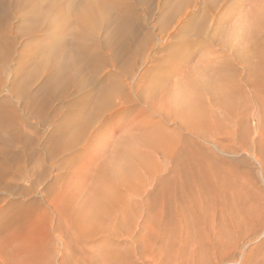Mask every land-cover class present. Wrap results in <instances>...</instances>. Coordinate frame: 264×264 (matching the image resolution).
I'll use <instances>...</instances> for the list:
<instances>
[{
  "label": "rangeland",
  "instance_id": "1",
  "mask_svg": "<svg viewBox=\"0 0 264 264\" xmlns=\"http://www.w3.org/2000/svg\"><path fill=\"white\" fill-rule=\"evenodd\" d=\"M32 2L11 0L8 15L0 9V28H7L0 39V108L10 109L0 135V264H264V70H257L264 30L255 39L247 23L264 0H153L146 13L137 7L139 52L116 65L105 52L97 72L86 77L92 84L82 92L59 89L50 103L56 48L64 46L70 62L75 30L65 27L63 41L44 29L28 30L31 15L23 10ZM193 17L205 23L202 35L187 27ZM203 74L211 86L218 76L234 78L233 91H222L225 106L196 84ZM111 79L124 86L102 116L79 136L57 134L70 121L65 113L76 111L87 94L92 107ZM190 107L185 125L172 118L170 112ZM152 127L166 132L171 150L143 143ZM67 139L71 146L62 149ZM131 141L138 148L129 153L133 174L127 183L112 178L110 191L102 183L104 167ZM167 142L162 145L170 147ZM174 145V151H201L197 158L208 159L212 170L204 179L212 185L164 202L160 189L177 171ZM98 187L105 196L95 194Z\"/></svg>",
  "mask_w": 264,
  "mask_h": 264
},
{
  "label": "bare ground",
  "instance_id": "2",
  "mask_svg": "<svg viewBox=\"0 0 264 264\" xmlns=\"http://www.w3.org/2000/svg\"><path fill=\"white\" fill-rule=\"evenodd\" d=\"M152 1L153 0H67V2L64 4V2L62 3L60 0H33L32 4H30V6H28L29 8L23 10L24 11L23 14H25V15L30 14L31 15L30 21H32L31 22L32 24L30 23V25H28L27 28L29 27L32 30H34L36 28L44 29V31H46L47 35H49L51 37H56L57 39H60L61 41L64 40V38L62 36V32L65 29V27L73 26V28L75 30V39L73 41L74 44L72 47L73 57H72L70 62L66 63V58L69 54H68V51H66L65 47L61 46L59 48L58 47L56 48V50L58 52L57 53L58 56L56 58V62L58 64V70L54 69V70H52V72H50L51 76H50V79L48 81V89H49L48 100H49V103L54 98V96L56 95V93L59 89L60 90L64 89V91H65V90H68L69 88L74 87L78 92H82L85 90L86 84H88V85L92 84L94 80L91 78L87 79L86 77L89 73L92 74V73L97 72V70L99 69L98 68L99 63L101 61L105 60V58H103V56H105L104 55L105 52L108 51L109 53H111V55L114 56V57H112L113 58V60H112L113 65H116V62L119 59H120V61L121 60L123 61L125 59V58L122 59L123 56H125L127 54H132V55L137 54L139 52L140 48L143 47L142 46L143 43L141 41H139L137 44H135L137 41V27H136L137 25L135 22L140 18L139 17L140 14L136 10H137V7L138 8L142 7L143 11L145 9V13H146L148 10L147 8L152 3ZM10 2H11V0H0V9H1V7L6 8L7 9L6 11H8L7 15L11 14L10 11L11 12L13 11V9L10 10V8H11L9 6ZM212 6H213V2L205 4V12H203V13H207L206 11H208V10L210 11ZM258 9L259 10L253 11V14L251 17L252 18L251 22H247V23H250L251 35L257 36V37H255V39L258 38V35L261 36V34H258V33H260L262 30H264V7H261ZM19 10L22 11V9H19ZM171 11H172V9H171ZM206 15L204 16V18L206 17ZM206 19H207V17H206ZM206 23H207V20H206ZM204 25H205V23L202 24V23H200V20L197 21V18L193 17L191 19V22L188 23L187 27L188 26L189 27L191 26L192 28L197 27L196 32H198V34L202 35L204 33V32L202 33ZM29 28H28V30H30ZM6 29L7 28H5V27L0 28V39H2V41H1L2 43L6 39V36H5V32H7ZM104 32H106V34L102 35V33H104ZM45 37H46V35H45ZM138 38H140V36ZM139 40H142V38ZM49 54H51V53H49ZM127 58H128V56H127ZM53 60H55V59H53ZM262 60H264V58ZM129 62H131V60ZM263 62L264 61H262V63ZM262 63H260L258 67L256 66L257 70H259V68L261 70H264V63L263 64ZM125 65H126V63H125ZM124 67L125 66L123 65V68ZM204 75H205V77H203V79L201 77L199 80H197L196 84L199 85L198 84L199 82H201L200 84H203V85L205 84L204 87L207 86V87H205L206 89L213 90L214 91L213 93L215 95H217L218 97H220L221 99H224V95L222 94V91L223 90L225 91V88L233 91V89H232L233 84H236L235 80L234 81L231 80L234 78H231V79L228 78L225 81V77L217 75L221 81L219 82V84H216V82L218 81V78L215 77V78H217V81L215 80L216 81L215 86L214 85L211 86L208 83L210 80V78H209L210 76L206 77V74H203V76ZM144 77H145V75H144ZM195 78H196V76H195ZM192 79H193V77H192ZM25 81H27V79ZM195 81L196 80H192L191 81L192 84H193V82L195 84ZM139 82H141V81H139ZM26 83H28V81ZM189 84H191V83H189ZM196 84L194 85L195 88H197ZM123 86H124L123 82L119 81L117 79H111L110 81H108L97 92V94L95 96V104H93L92 107H89V104L86 102L87 101L86 97L88 95H89L88 97H90V94L84 95L80 99L81 101H79L78 109L76 111H71V112L65 113V116L70 119V121H69L70 123L67 122V125L61 129H59L58 130L59 133H57V134H63V135L74 134L76 136H79L82 133V131L85 130V128L93 120L100 118L102 116L104 111L109 108V105L111 103L113 96L116 93L122 91ZM189 87H190V85H189ZM22 88H23V86H22ZM190 88H189V91L191 90ZM234 88H236V86H234ZM224 91H223V93H224ZM192 92L193 91H191V96H193ZM234 92H237V90ZM63 93L65 94V92H63ZM208 93H210V91ZM208 95H211V93ZM61 96L63 97L64 95H61ZM32 98L33 97H31V99ZM234 99H235V96H234L233 100ZM92 100H93V96H92L91 102H92ZM216 100H214V101H216ZM229 100L230 99H228V101ZM209 101H211L210 96H209ZM212 101H213V99H212ZM212 101H211V104L213 103ZM220 101H218V102H220ZM226 101L227 100L224 99V104H223L224 106H225ZM216 103H214V104H216ZM230 103H232V102H230ZM212 106H213V104H212ZM45 107L47 108L49 106L45 105ZM172 107L174 108L176 106L173 105ZM214 107H215V105H214ZM224 110H225V108H224ZM9 111H10L9 108H7L5 110L3 108H0V135L4 134V131H5L6 127L8 126V123L10 121V119L7 118V115H6L7 113H9ZM192 111H193V107H190V108L185 109V110H179V111L177 110V113L175 112V114H173V112H170V113H171V115L174 116V117L172 116V118H179L182 122V125H185V123H184L185 121L183 122L182 119L188 120L187 115H190L192 113ZM171 115L169 114V112L168 113L165 112V114H163V116H165L166 118H170V119H171ZM141 127H139V128H141ZM152 129H154V128L152 127L150 130H152ZM152 131H154V132L151 133ZM152 131L149 133L150 135L148 134V135H146L145 138L141 139L143 141V143L148 147L152 146V147L158 148V147H165L166 146L165 148L171 150L170 148H172V147L170 146L171 145L170 142L173 143V141H171V139H169L170 141H168L169 142L168 143L165 140V138H166L165 133L166 132L160 130V128H157L156 130L154 129ZM176 137H175V139H176ZM173 139L174 138H172V140ZM175 139H174V141H175ZM163 141H165V143L167 142L168 146H170V147H167V144L162 145ZM178 141H179V139H178ZM131 142H132V144H129L130 142L129 143L126 142V144L124 146V147H126L125 150L122 149L123 150L122 152H118L116 156L111 157L108 165L104 167L103 175L105 177H107V180L105 182H102V183L107 184V188H109L110 191H112V189H115L114 188L115 183L113 184L111 181L112 178H115V179L121 178L120 181H124V183L125 182L127 183V181H129L128 179H130L127 175H129V173H131V171H133V170H131V163H130V162H133V161H131L133 159H131L132 156L129 153L138 152V148L135 149L136 147H134L135 145L133 144V141H131ZM71 143H72L71 140L67 139L66 142L64 144H62V146H61L62 149H64L65 147L69 148V146H71ZM175 145H174L175 149H173L172 152L170 153L171 154L170 157H171V160H173L177 165L176 166V169H177L176 176L168 182L167 187L164 186L160 189L161 191L159 193V197H161L163 200L167 199L168 201H169V199L171 200L172 196L176 197V200L179 197V199H178V202H179L180 199L184 198V196H186V195H188V196L191 195L193 193V191H196V189L201 194H203V193H205V191H207L209 186H211L212 184L209 181H206L207 179H204V178L209 177V174L211 173L212 167L208 165L209 163H206V161H208V159L205 161H201L197 158L198 154L201 153V151L195 150L194 147L190 148V149L182 148L179 151H174V150H176ZM182 146H183V144H182ZM198 150H199V148H198ZM139 151L141 152L140 148H139ZM3 152L4 151L2 150L1 153H3ZM5 158L6 157H4V159ZM4 159H1V160H4ZM122 159L124 161L123 164H121ZM155 159H156V157H155ZM142 160H144V159H142ZM142 160L140 161L139 159H136L135 162L140 161L142 163ZM144 162L146 163L147 161H143V164H144ZM128 164H129V166H128ZM143 164L142 165L140 164V165L143 166ZM137 165H136V167H137ZM140 165H138V166H140ZM198 165L200 168L196 169V167H198ZM141 168H143V167H141ZM140 169H138V171ZM135 171H137V170H135ZM140 173H142V172H140ZM132 174H133V172L129 176L131 177ZM108 178H110L111 183L107 182ZM126 178H127V181L125 180ZM102 183L100 185H102ZM124 183H122V184L125 185ZM100 189L101 188L98 187L97 193H95V194H98V191H100ZM101 191H103V190H101ZM101 191H100V193H102ZM104 191H106V189H104ZM116 191L117 190H115L114 194L116 193ZM104 193H102L103 196H105ZM109 193H110L109 196L112 197V193L111 192H109ZM98 198L99 199L100 198L105 199L104 197H98ZM94 200L97 201L96 199H94ZM100 200H102V199H100ZM108 200H110V199L108 198ZM122 201H124V200H122ZM168 201H166V203ZM164 202H165V200H164ZM187 202H189V201H187ZM161 203H163V201ZM121 205H122V203H121ZM96 206H98V203L96 204ZM160 206H162V205H160ZM165 211H167V210H165ZM239 223H241V222L238 221L237 224H239ZM211 226L213 227V224ZM210 229H211V227H210ZM246 234H245V236H246ZM202 239H204V238H202ZM208 239H209V237H208ZM205 240H207V239H205ZM94 263H96V262H94Z\"/></svg>",
  "mask_w": 264,
  "mask_h": 264
}]
</instances>
